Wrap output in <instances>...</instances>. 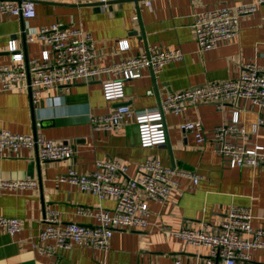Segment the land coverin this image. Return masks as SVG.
Listing matches in <instances>:
<instances>
[{"label":"crops","instance_id":"crops-1","mask_svg":"<svg viewBox=\"0 0 264 264\" xmlns=\"http://www.w3.org/2000/svg\"><path fill=\"white\" fill-rule=\"evenodd\" d=\"M149 4H146V2ZM256 0H34L35 17L0 16V65L10 62L7 40L14 38L27 57H37L42 44L26 40L43 26L60 23L91 34L95 47V65H106L157 45L179 48L180 61L168 62L159 73L143 69L140 76L123 82L124 98L105 101L103 81H78L70 86L57 85L41 100L39 110L31 107L25 92L0 91V128L16 134L40 133L46 139L65 141L73 153L67 160L42 162L35 149L20 148L16 153L0 155V176L5 179H32L35 186L18 190L0 189V216L21 221L20 232L9 235L0 230V264H167L180 259L195 264L206 250L173 238L169 231L183 227L206 226L216 232L229 207H250L251 226H264V165L231 168L226 159L212 150V143L197 144L192 133L182 131L180 123L198 120L205 133L230 119L233 105L217 109L213 103L187 106L178 115L165 113L168 141L142 148L134 124L119 130H94L92 115L110 112L126 104L135 109L156 105L166 93L177 92L211 81L236 78L244 63L261 64L264 56V3L252 14L239 19L237 36L216 47L198 51L192 31L193 15L222 5L251 3ZM126 40L128 49L120 52L118 41ZM150 91V92H148ZM239 119L246 131L245 146L264 147V127L255 132L252 124L259 114L248 100L236 103ZM158 158L164 166L197 174L196 184L177 177L175 187L162 202L147 200L149 223L142 229L120 228L113 231L107 253L73 245L55 256L38 253L31 242L42 225L44 213L59 211L63 223L90 225L92 217L80 209L112 210L111 198L99 199L74 185L59 181L72 169L88 174L99 160H116L127 167L128 177L136 176L146 159ZM252 264H264V247L251 252Z\"/></svg>","mask_w":264,"mask_h":264},{"label":"built area","instance_id":"built-area-1","mask_svg":"<svg viewBox=\"0 0 264 264\" xmlns=\"http://www.w3.org/2000/svg\"><path fill=\"white\" fill-rule=\"evenodd\" d=\"M33 1L0 0V16L33 18ZM263 3L264 0H256L232 6L222 5L195 13L192 31L197 50H209L220 42L235 38L240 17L254 13ZM26 40H37L42 44L39 56L27 57L17 47L15 39L9 38L6 51L10 55V62L0 65V91L25 92L35 111L39 110L41 100L53 87L70 86L78 81L88 82L106 74L114 78L102 82L103 99L121 100L124 98V81L138 78L143 69L159 73L166 63L180 61L183 57L179 48L153 45L109 64L95 65L91 34L80 28L63 27L60 23L40 27ZM117 44L120 52L128 49L126 40H120ZM241 99L248 100L259 110L251 130L255 132L259 127H264V56L261 64L244 63L236 78L166 93L156 105L148 108L135 109L122 104L110 112L92 115L90 123L94 130L108 132L134 124L139 146L150 148L168 141L165 113L178 115L187 106L201 102L213 103L217 109L230 104L234 107L229 121L212 127L208 134L198 120L184 121L179 128L192 133L197 144L210 141L214 153L226 159L231 168L264 165V147L254 145L247 148L244 145L246 131L236 107ZM20 148L35 149L37 158L42 162L67 160L73 153L67 142L46 139L40 133L16 134L0 128V155L5 151L16 153ZM126 171V165L116 160H99L95 163V169L88 174L67 170L59 181L74 185L99 199L111 198L115 203L114 208L80 209L82 214L95 220L90 225L63 223L59 211L50 209L44 213L42 225L31 242L32 248L48 256H55L59 250H68L73 245L107 253L114 230L142 229L148 225L150 212L147 200L164 202L178 186L177 177L189 178L193 184L200 179L192 171L164 166L158 158H149L141 163L136 176L128 177ZM34 186L32 179L14 180L0 176V189L14 191ZM251 218L250 207L231 206L216 232H210L201 225L197 228L183 227L169 231V234L186 244L205 248L204 258L195 264H252L251 252L264 247V226L254 229ZM21 229L18 218L0 216V230L14 235ZM167 264L186 263L176 258Z\"/></svg>","mask_w":264,"mask_h":264},{"label":"water","instance_id":"water-1","mask_svg":"<svg viewBox=\"0 0 264 264\" xmlns=\"http://www.w3.org/2000/svg\"><path fill=\"white\" fill-rule=\"evenodd\" d=\"M119 106V105H118ZM65 142V141H64Z\"/></svg>","mask_w":264,"mask_h":264}]
</instances>
